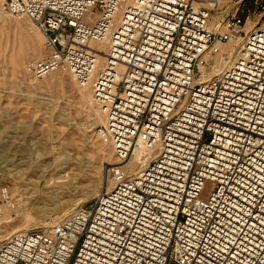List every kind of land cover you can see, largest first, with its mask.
Masks as SVG:
<instances>
[{"label":"built area","instance_id":"2783aa9c","mask_svg":"<svg viewBox=\"0 0 264 264\" xmlns=\"http://www.w3.org/2000/svg\"><path fill=\"white\" fill-rule=\"evenodd\" d=\"M215 7L0 1L43 34L34 79L63 69L90 88L110 173L144 151L139 172L90 205L0 243V264H264V20L248 32L237 14L212 24Z\"/></svg>","mask_w":264,"mask_h":264},{"label":"rangeland","instance_id":"374dc122","mask_svg":"<svg viewBox=\"0 0 264 264\" xmlns=\"http://www.w3.org/2000/svg\"><path fill=\"white\" fill-rule=\"evenodd\" d=\"M234 14L251 31L264 20V0H216L211 23ZM48 54L31 20L0 13V199L6 188L12 203L0 214V243L90 205L116 183L109 169L117 159L96 134L102 113L91 91L82 95L63 69L38 79L26 71L28 62ZM225 60H215L216 67ZM140 164L123 168L125 174L139 172Z\"/></svg>","mask_w":264,"mask_h":264},{"label":"bare ground","instance_id":"6f19581e","mask_svg":"<svg viewBox=\"0 0 264 264\" xmlns=\"http://www.w3.org/2000/svg\"><path fill=\"white\" fill-rule=\"evenodd\" d=\"M126 2H131L132 0H125ZM1 13V12H0ZM3 14V13H2ZM42 34V33H41ZM43 36V34H42ZM36 48V47H35ZM37 49V53H38V48ZM34 51V50H33ZM219 60H222V58L220 57H217L216 58V61L218 62ZM58 71V70H56ZM55 71V72H56ZM54 72V71H53ZM52 73V72H51ZM81 87V94L84 95L88 90L90 91V88L89 87H82V86H79ZM93 104V103H92ZM143 155H144V151L143 149H136L135 152H134V158L133 159H130L129 161H127V164L119 167L113 174H112V180L114 179H117L118 177L120 178L121 174L125 175V172H124V169L123 168H129V167H133L134 165L137 164V161H140L142 162V158H143ZM66 176V175H65ZM63 177V176H62ZM111 179V178H110ZM110 181V180H109ZM109 183V182H108ZM104 189H108V186H106V188Z\"/></svg>","mask_w":264,"mask_h":264}]
</instances>
